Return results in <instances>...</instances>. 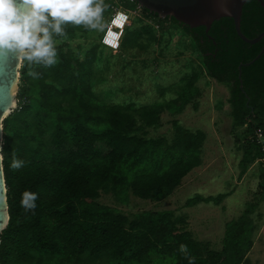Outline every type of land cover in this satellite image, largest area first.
<instances>
[{
  "label": "trees",
  "instance_id": "trees-1",
  "mask_svg": "<svg viewBox=\"0 0 264 264\" xmlns=\"http://www.w3.org/2000/svg\"><path fill=\"white\" fill-rule=\"evenodd\" d=\"M120 1L127 10L138 11L137 18L145 23L127 30L121 46L138 45L153 29L165 31L167 22L180 27L200 51L208 75L229 87L233 125H247L252 135L246 159L253 151L264 155L256 133L258 128L264 131V52L246 64L263 49L264 36L256 43L244 41L230 17L215 20L209 29L192 28L160 17L136 0ZM63 27L66 37L86 30L83 25ZM241 30L251 39L264 32L261 1L246 2ZM56 50V64L33 66L39 77L31 76L23 62L18 105L3 121L10 221L1 233L0 264H82L87 259L103 260L98 264H188V256L195 258L194 264H242L247 253L243 250L251 244L247 214L229 223L223 248L215 250L192 238L186 219L171 210H145L130 217L95 202L102 191L111 190L123 202L129 193L144 200L171 195L201 164L205 133L175 121L178 135L173 144L147 139L146 129L158 124L161 106L101 100L93 83L102 52L92 47L79 56L66 41L56 44ZM188 84L193 87L192 81ZM188 101L184 92L167 106L177 112ZM13 154L24 161L19 170L10 167ZM25 191L38 194L35 209L27 212L20 203ZM222 197L198 195L188 203L218 202ZM181 244L187 245V255L179 251Z\"/></svg>",
  "mask_w": 264,
  "mask_h": 264
},
{
  "label": "rangeland",
  "instance_id": "rangeland-1",
  "mask_svg": "<svg viewBox=\"0 0 264 264\" xmlns=\"http://www.w3.org/2000/svg\"><path fill=\"white\" fill-rule=\"evenodd\" d=\"M138 14L131 16L127 28L116 30L122 33L121 40L127 30L145 25ZM103 18L110 27V16ZM173 24L167 22L165 31L153 29L152 34H144L138 45L123 48L120 44L116 50L104 42L107 28L105 32L85 28L74 37L57 40V44L68 42L71 52L79 56L92 47L102 52L101 60L95 64L93 83L101 100L134 107L161 106L158 124L146 129L147 139H164L165 146L173 144L178 135L175 121L192 132L205 133L201 164L184 177L171 195L144 200L129 193L123 202L111 190L102 191L95 202L115 207L130 217L145 210H171L176 217L186 219L192 238L215 250L223 248L229 223L247 214L252 221L246 231L251 244L243 250L247 253L242 264H264V155L255 156L253 151L246 159L252 135L247 125H233L229 88L208 75L197 46ZM191 81L193 87H189ZM184 92L190 101L180 111L169 110L167 104H174L173 99ZM261 140L260 144H264V136ZM223 194L218 202L188 203L198 195ZM101 262L87 259L82 264Z\"/></svg>",
  "mask_w": 264,
  "mask_h": 264
},
{
  "label": "clouds",
  "instance_id": "clouds-1",
  "mask_svg": "<svg viewBox=\"0 0 264 264\" xmlns=\"http://www.w3.org/2000/svg\"><path fill=\"white\" fill-rule=\"evenodd\" d=\"M107 5L104 0H0V49L14 52L21 62H27L29 74L34 78L39 73L33 66L50 67L57 63V41L55 36L66 37L64 25H83L89 30L107 32L104 42L115 48L118 34L104 22L103 13ZM117 14L111 24L122 28L121 18ZM3 146L0 144V165L3 162ZM24 161L12 156L10 167L19 170ZM38 194L25 191L21 206L31 211L36 207ZM179 251L188 254L187 245L181 244ZM195 258L188 256V264H194Z\"/></svg>",
  "mask_w": 264,
  "mask_h": 264
},
{
  "label": "water",
  "instance_id": "water-1",
  "mask_svg": "<svg viewBox=\"0 0 264 264\" xmlns=\"http://www.w3.org/2000/svg\"><path fill=\"white\" fill-rule=\"evenodd\" d=\"M141 7L158 14L160 17H170L189 25L192 28L205 26L209 29L215 20L230 17L238 35L246 42H259L264 32L251 39L241 30L243 8L249 0H136ZM264 5L263 0H259ZM264 52V47L257 57L246 63L252 64ZM21 62L14 52L0 49V144L3 146V121L14 112L18 105L17 94L20 83ZM243 65V64H242ZM242 65L239 66L240 77ZM224 84V83H223ZM226 85V84H225ZM227 86V85H226ZM228 87V86H227ZM229 88V87H228ZM230 90V89H229ZM257 123V122H256ZM3 154V152H2ZM4 157V156H3ZM4 161V159H3ZM10 221L8 189L4 171V164L0 165V245L1 233ZM1 263V260H0Z\"/></svg>",
  "mask_w": 264,
  "mask_h": 264
},
{
  "label": "built area",
  "instance_id": "built-area-1",
  "mask_svg": "<svg viewBox=\"0 0 264 264\" xmlns=\"http://www.w3.org/2000/svg\"><path fill=\"white\" fill-rule=\"evenodd\" d=\"M104 4L107 5L104 13H103V17L105 16V12L108 11L110 14L108 15V17L110 16V27H111V30L115 33L117 29H125V27L127 25H129L131 23V16L133 14H137L139 13L138 11L136 10H127L122 2L120 0H104ZM123 14L125 17H126V20L123 22V27L120 28V27H117V26H113L111 24V21L113 20V18L117 15V14ZM121 37H122V33L121 34H118V39L114 41V43L117 45L115 48L111 47L112 49H117L119 47V45L122 43V40H121ZM257 135H258V141L261 143L262 140H261V137L264 136V131L262 128H258L257 130ZM263 145V148H264V144Z\"/></svg>",
  "mask_w": 264,
  "mask_h": 264
},
{
  "label": "snow or ice",
  "instance_id": "snow-or-ice-1",
  "mask_svg": "<svg viewBox=\"0 0 264 264\" xmlns=\"http://www.w3.org/2000/svg\"><path fill=\"white\" fill-rule=\"evenodd\" d=\"M124 19H125V18H124V17H122L120 22L122 23Z\"/></svg>",
  "mask_w": 264,
  "mask_h": 264
}]
</instances>
